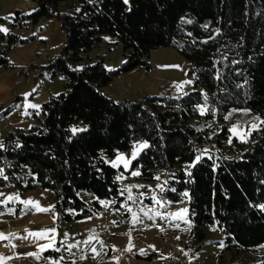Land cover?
I'll list each match as a JSON object with an SVG mask.
<instances>
[{
  "label": "trees",
  "instance_id": "obj_1",
  "mask_svg": "<svg viewBox=\"0 0 264 264\" xmlns=\"http://www.w3.org/2000/svg\"><path fill=\"white\" fill-rule=\"evenodd\" d=\"M33 1L37 10L26 16L28 24L55 19L65 34L60 56L48 69L66 83L34 115L27 132L6 136L0 148V191L14 186L20 193L51 192L55 227L96 215L98 201H115L120 209L119 170L104 157L146 142L131 170L147 182L155 181L161 169L174 171L163 195L176 204L189 199L191 246L199 250L213 227L225 236L228 250L264 245V0ZM68 3L75 9L61 13ZM20 15L15 12L12 20ZM103 36L119 41L127 62L113 72L100 61L71 70ZM0 39L17 45L35 36L15 42L0 32ZM161 48L176 50L194 66L193 92L179 99L149 97L119 104L102 94L114 78L144 65L143 58ZM9 66L6 53H0V68ZM203 103L209 108L207 118L225 122L231 112L247 110L261 119V127L247 146L232 139L237 152L229 156L227 123L211 135L194 122ZM72 129L83 131L73 135ZM200 147L208 150L201 153ZM80 193L95 198L92 207ZM32 211L21 203L0 204V214L18 217ZM56 255L54 250L40 257Z\"/></svg>",
  "mask_w": 264,
  "mask_h": 264
},
{
  "label": "rangeland",
  "instance_id": "obj_2",
  "mask_svg": "<svg viewBox=\"0 0 264 264\" xmlns=\"http://www.w3.org/2000/svg\"><path fill=\"white\" fill-rule=\"evenodd\" d=\"M74 9L75 5L72 3L60 7L61 13L65 14L71 13ZM26 16V14L20 15L12 20L10 29L6 33H1L5 36L11 34L15 37V42L24 39L26 30L32 27L28 24ZM60 30L62 31L61 26ZM43 37L38 40L45 39V36ZM25 44L27 46L16 50V60L11 59L15 62L17 69L12 64L9 68H0V83H4L2 87L0 84V98L4 99L3 103H0V148L11 131L27 132L35 123L34 115L39 114L42 105L49 99L57 97L65 88L66 80L59 73L48 69L60 56L63 46L46 53L45 59L38 53L36 55L38 61L32 68L37 71V76L27 81L23 69L20 70L24 65L21 58L31 57L29 42L23 43ZM17 45L7 44L5 40L0 39V53H6L8 56ZM143 60L144 65L114 78L102 89V94L119 104L136 102L149 97L179 99L194 91L193 75L190 74L194 66L176 50L172 48L152 50ZM99 61L108 72H113L127 62V55L123 52L118 40L103 36L101 43L86 54L81 63L71 65L70 69L79 71ZM28 64H30L29 61L25 65ZM8 82L12 83L10 89H7ZM4 96L7 97L4 98ZM201 109H204V114L200 111L194 122L202 132L212 135L213 131L216 133L218 127L223 124L229 125L231 137L225 148L229 156L237 152L232 139H237L247 146L252 142V133L260 129L262 124L255 113L247 110L231 112L225 122H219L216 116L206 117L209 108L205 103L200 106ZM18 121L22 123L17 125ZM78 127L81 128V125ZM145 143H136L127 151L120 152L113 158L104 157V159L111 167L112 162L117 161L118 155L132 163L133 151H138L139 155L145 149L137 150L135 146ZM203 150L208 149L200 147L201 153ZM131 163L127 170L123 161H118V166L113 167L119 170L118 177H121L118 179L120 196L123 198L120 209H115V201H98L101 210L96 215L78 221L59 222L56 227L59 233V247L55 250L57 255L47 258H42L40 255L33 256L29 260H24V264H164L165 261L170 260H176L178 264H264V245L253 250H228L224 242L225 236L216 227L209 230L210 238L199 250L191 246L189 234L192 224L189 219V199L186 198L183 202L176 204L163 195L174 171L161 169L158 171L159 179L147 182L139 176L131 175L133 171H136L131 170ZM185 170L187 172L188 168ZM1 174L0 171V176ZM129 188L133 196L131 201L127 199L129 193L125 191ZM15 189L9 186L1 190L4 200L7 201L2 205L15 203V199H9L15 197ZM49 193L53 197L52 193ZM79 195L87 206L92 207L94 197L85 193ZM24 199L31 201L34 200V196L28 194ZM185 209H187L186 212ZM178 213L181 214L179 217L175 215ZM69 214L75 215L74 212ZM133 215L136 217L135 221ZM26 216L30 218L28 221L34 222L35 219H31L33 217L31 212H28ZM41 221L45 222V216ZM90 238L91 242L85 243ZM5 247L0 244V249ZM148 256H153L152 260L147 261Z\"/></svg>",
  "mask_w": 264,
  "mask_h": 264
},
{
  "label": "crops",
  "instance_id": "obj_3",
  "mask_svg": "<svg viewBox=\"0 0 264 264\" xmlns=\"http://www.w3.org/2000/svg\"><path fill=\"white\" fill-rule=\"evenodd\" d=\"M36 10L37 5L33 0H0V21H3L0 24V28H5L7 30L10 29V22L12 21L15 12L18 11L21 15H31L36 12ZM35 27H39V29H36ZM32 35L35 36V40L29 41L31 51L29 55L31 57L25 56L21 58L24 64L23 67L27 61L30 63L37 62L38 59L36 57L38 56L36 55H38V53L45 57L46 53L52 49L63 46L65 41V35L60 30V25L55 19L41 20L37 25L29 27L25 32L24 38ZM43 36H45V39L38 40L44 38ZM46 39L48 41H46ZM39 42H41V45ZM23 46L27 45H23V43L19 44V46L17 45L7 56L9 63L12 64L14 68H16V64L11 59L16 60L15 52L19 47ZM23 67H21L20 70H22ZM0 84L1 87L4 85L3 82ZM11 86L12 83L10 84V82H8L7 89H10ZM6 97L7 96H4V98ZM2 101H4V99H2L0 103H3ZM17 123V125H19L22 122L18 121ZM15 190V203H21L25 206L32 207L33 211L31 212V215H33V217L31 219L35 220L34 222L28 221L30 218L26 216V214L18 217L12 214H0V233L7 237V239L0 240V244L6 246L5 249H0V264H24V260H29V258L41 255L46 251L56 250L59 247V233L55 227L58 215L53 211L55 208L54 197H51L49 191L45 190L28 191L22 194H20L17 189ZM28 194H32L34 200H31V202H33L32 204L26 205L24 202L29 200H25L24 197ZM5 202L7 201L4 200L2 192L0 191V204L2 205ZM35 205H38L39 207H36ZM40 208L47 209L48 211H40ZM38 215L43 216L39 217ZM13 216L15 218H13ZM44 216L45 222H42L41 219ZM23 218L28 219L23 220ZM32 233H44V235L42 238H37L31 235Z\"/></svg>",
  "mask_w": 264,
  "mask_h": 264
},
{
  "label": "snow or ice",
  "instance_id": "obj_4",
  "mask_svg": "<svg viewBox=\"0 0 264 264\" xmlns=\"http://www.w3.org/2000/svg\"><path fill=\"white\" fill-rule=\"evenodd\" d=\"M124 3L125 4H127L128 3V0H124ZM187 23H191V21L189 20V21H187ZM0 32H7V29H5V28H0ZM31 107H35V106H31ZM201 111V114H204V109H201L200 110ZM77 131H83V129H80V130H77V129H72V132H73V135H75L76 134V132ZM233 131H235V129H233ZM136 148H137V150L138 149H142V148H147L148 147V145L145 143V144H140V145H137V146H135ZM138 155V151H133V153H132V159H135L136 158V156ZM200 159V157L198 156L197 157V161ZM118 161H123L124 162V167H125V169L127 170V168H128V165L131 163V161L130 160H125V158L123 157V156H121V155H118V158H117V161H113L112 162V167H117L118 166ZM190 174V173H189ZM131 175L132 176H139L140 175V173L138 172V171H133L132 173H131ZM117 179H121V177H117ZM157 179H159V177H157ZM125 191H127L129 194H128V196H127V199L129 200V201H131V200H133V196H132V194H131V189L129 188V189H125ZM161 191H163V189H161ZM185 196H187L188 194L187 193H185L184 194ZM10 200H14V199H16L15 197H10L9 198ZM26 205H28V204H32L33 202H31V201H25L24 202ZM156 203H160V201H156ZM36 207H39L38 205H35ZM262 208H264V206H261ZM40 211H48L47 209H43V208H40L39 209ZM129 211H131V209H129ZM185 212L187 211V209H185L184 210ZM177 217H179L181 214H175ZM133 220L135 221L136 220V217H135V215H133ZM31 235H33V236H35V237H37V238H42L43 237V235H44V233H32ZM2 239H7V237H5L2 233H0V240H2ZM25 239H26V237H25ZM91 242V238H90V240L89 241H85V243H90ZM130 250V249H129Z\"/></svg>",
  "mask_w": 264,
  "mask_h": 264
},
{
  "label": "built area",
  "instance_id": "obj_5",
  "mask_svg": "<svg viewBox=\"0 0 264 264\" xmlns=\"http://www.w3.org/2000/svg\"><path fill=\"white\" fill-rule=\"evenodd\" d=\"M35 63H30L28 65H25L23 67V74L24 77H26V80L29 81L31 78L37 76V71L33 70V65ZM39 74V72H38ZM164 264H178V261L170 260V261H165Z\"/></svg>",
  "mask_w": 264,
  "mask_h": 264
},
{
  "label": "water",
  "instance_id": "obj_6",
  "mask_svg": "<svg viewBox=\"0 0 264 264\" xmlns=\"http://www.w3.org/2000/svg\"><path fill=\"white\" fill-rule=\"evenodd\" d=\"M44 58H46V55H45V57Z\"/></svg>",
  "mask_w": 264,
  "mask_h": 264
}]
</instances>
